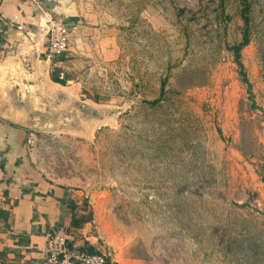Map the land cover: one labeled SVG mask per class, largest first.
Wrapping results in <instances>:
<instances>
[{
    "label": "rangeland",
    "instance_id": "1",
    "mask_svg": "<svg viewBox=\"0 0 264 264\" xmlns=\"http://www.w3.org/2000/svg\"><path fill=\"white\" fill-rule=\"evenodd\" d=\"M77 1L81 102L62 110L81 115L26 135L35 169L80 193L121 264H264V0H247L248 84L241 0Z\"/></svg>",
    "mask_w": 264,
    "mask_h": 264
},
{
    "label": "crops",
    "instance_id": "2",
    "mask_svg": "<svg viewBox=\"0 0 264 264\" xmlns=\"http://www.w3.org/2000/svg\"><path fill=\"white\" fill-rule=\"evenodd\" d=\"M77 3L67 0V17L50 13L75 21ZM46 21L32 0H0V94L7 106L41 110L53 101L62 110L69 102H81L78 84L64 71L68 53L55 60L48 57ZM66 35L68 41L72 34ZM53 75L65 83L55 82ZM27 132L0 118V210L7 213L0 217V264H46L51 230L65 233L78 248L111 255L92 231L93 220L80 193L52 184L35 169L25 150Z\"/></svg>",
    "mask_w": 264,
    "mask_h": 264
},
{
    "label": "built area",
    "instance_id": "3",
    "mask_svg": "<svg viewBox=\"0 0 264 264\" xmlns=\"http://www.w3.org/2000/svg\"><path fill=\"white\" fill-rule=\"evenodd\" d=\"M47 18L45 29L47 54L50 59H59L68 53V41L62 19L53 17L38 0H32ZM32 132L28 136L33 137ZM46 264H121L105 252H89L71 243L63 232L51 230L46 236Z\"/></svg>",
    "mask_w": 264,
    "mask_h": 264
},
{
    "label": "water",
    "instance_id": "4",
    "mask_svg": "<svg viewBox=\"0 0 264 264\" xmlns=\"http://www.w3.org/2000/svg\"><path fill=\"white\" fill-rule=\"evenodd\" d=\"M48 10L57 15L69 16L71 12L66 8L67 0H43ZM3 94H0V118L10 124L27 129L28 132H45L64 127H71L75 124L76 118L81 114H75L59 110L53 101L46 102V107L41 110L27 109L14 104H4ZM50 113L52 117L48 116Z\"/></svg>",
    "mask_w": 264,
    "mask_h": 264
},
{
    "label": "trees",
    "instance_id": "5",
    "mask_svg": "<svg viewBox=\"0 0 264 264\" xmlns=\"http://www.w3.org/2000/svg\"><path fill=\"white\" fill-rule=\"evenodd\" d=\"M241 4H242V9H241V18L244 22V25H245V29L243 31V35H242V41L240 42L239 45L233 47V50L235 52V61L240 69V72L242 74V77H243V82L248 84V80L247 78L245 77V74L243 72V65L242 63L240 62V51L249 44V34H248V24H249V3L247 0H241ZM53 80L59 84H64L65 83V80L64 79H59L57 77H55L53 75ZM28 135V132L27 134ZM6 217L7 216V213L5 211H2L0 210V217Z\"/></svg>",
    "mask_w": 264,
    "mask_h": 264
}]
</instances>
